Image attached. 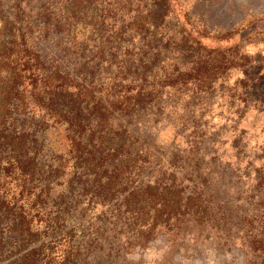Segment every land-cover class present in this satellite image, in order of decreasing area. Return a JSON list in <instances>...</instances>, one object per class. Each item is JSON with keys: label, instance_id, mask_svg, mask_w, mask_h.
Segmentation results:
<instances>
[{"label": "rangeland", "instance_id": "obj_1", "mask_svg": "<svg viewBox=\"0 0 264 264\" xmlns=\"http://www.w3.org/2000/svg\"><path fill=\"white\" fill-rule=\"evenodd\" d=\"M0 264H264V0H0Z\"/></svg>", "mask_w": 264, "mask_h": 264}]
</instances>
